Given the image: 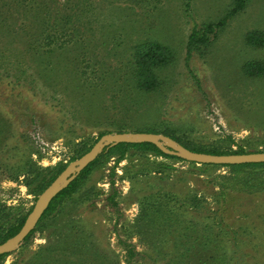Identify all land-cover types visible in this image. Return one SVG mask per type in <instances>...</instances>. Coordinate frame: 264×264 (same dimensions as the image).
<instances>
[{"label":"rangeland","instance_id":"obj_1","mask_svg":"<svg viewBox=\"0 0 264 264\" xmlns=\"http://www.w3.org/2000/svg\"><path fill=\"white\" fill-rule=\"evenodd\" d=\"M233 1L190 0L186 12L185 0H0V225L32 210L41 174L72 163L102 135L155 132L236 150L231 136L264 152V79L242 74L245 62L264 61V48L244 43L247 32L264 31V0H251L185 64L192 25L218 21ZM144 40L174 53L147 94L128 76ZM228 172L135 150L118 164L103 156L1 264H264V192L223 189L215 177ZM164 193L176 197L167 204L172 234L161 231L159 213L151 223L143 217Z\"/></svg>","mask_w":264,"mask_h":264},{"label":"trees","instance_id":"obj_2","mask_svg":"<svg viewBox=\"0 0 264 264\" xmlns=\"http://www.w3.org/2000/svg\"><path fill=\"white\" fill-rule=\"evenodd\" d=\"M251 0H234L231 6L229 7L228 11L225 15L216 22H208L202 24L194 23L190 29V33L187 37L186 41V48H185V64H188L189 60L194 55L203 56L211 46V44L217 39L220 32H222L226 26L228 25L229 21L241 13L247 6V4ZM185 11L189 12L190 10V0H185ZM244 43L247 47L252 49H262L264 48V31L261 30H252L246 33L244 37ZM174 60V53L168 47L165 46L157 41L152 40H144L138 42L134 45L132 49V55L130 60V68H129V80L133 87L141 93H153L156 92L160 87V81L157 76V71L163 69L170 65ZM242 74L247 79H264V61L258 60H251L247 61L242 66ZM148 133H155V132H148ZM166 136L170 137L172 140L179 143L181 146L185 147L186 149L197 152V153H204V154H211V155H242L248 153H256L262 151H248L242 144L235 142L231 136L226 137V141L230 144V147H236V150L228 149V150H211V149H203V148H195L192 146H188L185 143H182L177 138L170 136L169 134H165ZM103 136V135H102ZM101 137V136H100ZM99 137V138H100ZM96 143V142H95ZM92 146L88 147L85 150H81L77 158H73L72 161L80 158L82 155L87 153ZM130 150H135L141 153H148L155 155L157 157L165 158V159H174L177 161L185 162L179 158L165 155L161 153L155 146L151 144H116L104 149L97 158L90 163L81 173H79L74 180L64 188L54 199L51 201L49 206L45 209L40 221L36 225L37 226L44 220L46 216L52 214L57 207L64 202L65 200L71 198L78 190L81 188L84 181L88 178V176L92 172V168L95 164L103 157L106 156L108 158L115 157V164L120 163L126 157V155L130 152ZM71 161V162H72ZM190 167H196L197 164L189 163ZM201 167L205 168H217V167H224L229 170L227 176L217 175L215 178L222 179V188L224 186L230 189H236L240 192L245 193H260L264 192V164H242V165H200ZM161 171L164 169H170L167 165H160ZM66 166L58 168L57 172L52 174V171H49L45 174H41L38 190L39 192H43L55 179L56 176H59ZM209 171H202L201 174H207ZM37 178V177H36ZM233 182L232 185H226L227 183ZM222 189V190H223ZM221 190V192H222ZM116 191H113V194L108 197L109 201L112 202L114 207H117L115 198ZM189 198V197H188ZM166 199H169L167 202ZM171 202H176V197L171 193H164L159 200L157 199L156 202L150 203L149 212L143 215L144 219H148L149 223H151L152 211L154 213H159L161 217L158 216V224L161 228V231L166 232L167 234H172L177 230L172 229L171 223L172 219L176 216L174 212V208L167 207V204ZM200 201L196 199L195 195H192L189 200V205H191L193 210H199ZM20 208V207H19ZM11 210V209H10ZM17 211V209H13ZM147 209H145L146 211ZM31 211L27 212L26 214H17L18 216L15 218L14 224L9 226L8 228H4L0 225V244L4 243L6 240L12 238L16 235L20 229L22 228L28 214ZM2 209L0 207V217H2ZM7 215V214H5ZM150 217V218H149ZM148 222V221H147ZM189 228V227H187ZM35 229L24 239V242L28 240V238L33 234ZM127 249V246H125ZM127 257L128 262L134 257L133 248L127 249ZM9 254L0 255V264L7 257ZM128 264V263H126Z\"/></svg>","mask_w":264,"mask_h":264},{"label":"water","instance_id":"obj_3","mask_svg":"<svg viewBox=\"0 0 264 264\" xmlns=\"http://www.w3.org/2000/svg\"><path fill=\"white\" fill-rule=\"evenodd\" d=\"M116 144H151L165 155L198 165L264 164V152L242 155H211L192 152L169 137L155 133H110L103 135L87 153L68 164L57 179L38 196L20 231L0 244V255H5L22 244L24 239L34 230L54 197L66 188L104 149Z\"/></svg>","mask_w":264,"mask_h":264}]
</instances>
